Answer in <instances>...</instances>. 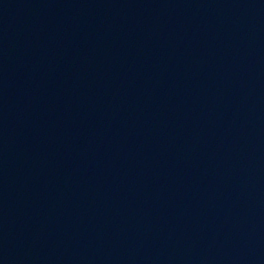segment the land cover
Listing matches in <instances>:
<instances>
[{
  "label": "water",
  "instance_id": "1",
  "mask_svg": "<svg viewBox=\"0 0 264 264\" xmlns=\"http://www.w3.org/2000/svg\"><path fill=\"white\" fill-rule=\"evenodd\" d=\"M0 264H264V0H0Z\"/></svg>",
  "mask_w": 264,
  "mask_h": 264
}]
</instances>
